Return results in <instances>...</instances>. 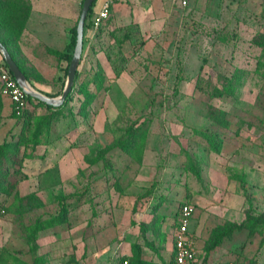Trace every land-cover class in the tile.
<instances>
[{"label":"rangeland","instance_id":"374dc122","mask_svg":"<svg viewBox=\"0 0 264 264\" xmlns=\"http://www.w3.org/2000/svg\"><path fill=\"white\" fill-rule=\"evenodd\" d=\"M81 2L65 27V45ZM118 2L100 29L83 31L75 88L96 71L100 76L87 115L77 114L75 97L54 125L46 120L47 108L28 106L22 140V120L13 117L11 104L4 113L2 100L0 126L8 125L0 145L13 140L17 151L8 154L6 191H0V264H117L119 214L125 210L132 217L158 185L164 199L153 208L164 203L165 227L183 202L193 205L196 226L205 217L201 241L195 239L205 262L264 264V0ZM27 22L11 49L33 88L57 97L66 63L54 51L65 45H47L42 67L23 52ZM61 39L56 35L59 45ZM122 73L128 81L120 87ZM229 78L233 89L219 95ZM88 87L95 91L93 83ZM124 105L128 115L120 119ZM142 119L149 127L141 149L125 150V128ZM68 145L86 147L83 158L77 155L86 167L67 180L43 183ZM142 163L156 171L152 183L140 187L133 179ZM51 216L59 222L35 227ZM154 216L137 223L138 264L145 263L148 225L160 229L161 218Z\"/></svg>","mask_w":264,"mask_h":264},{"label":"crops","instance_id":"0c3cea01","mask_svg":"<svg viewBox=\"0 0 264 264\" xmlns=\"http://www.w3.org/2000/svg\"><path fill=\"white\" fill-rule=\"evenodd\" d=\"M32 1V12L27 22V31L26 36L24 37V41L22 42V49L23 52L29 57L34 59L41 65L42 67L45 65L43 59H45L47 45L56 48H63L67 39L65 34V27L67 25H72V16L73 13L76 11L77 4L80 3V0H31ZM104 0H97L95 5V12L100 8L102 2ZM116 1L112 4L109 10V16L112 15L114 8H116L119 2ZM82 6V5H81ZM79 18V16H78ZM78 21V20H77ZM106 23V22H105ZM59 33H62V38L59 36ZM56 35L62 40V43L59 45L56 42ZM107 74H110L107 72ZM126 74H120V77L117 78L118 86L120 84L127 83ZM126 86V85H125ZM35 89V86H34ZM36 90L46 91V88L37 87ZM2 99L5 102L4 113L7 109H10L11 102L8 98L3 97ZM12 105V104H11ZM98 117L95 118V127L96 129L100 128L97 126ZM8 124H4L0 126V132H4L6 130V126ZM102 127V126H101ZM98 131V130H96ZM66 146L63 143V147ZM88 150L86 147L80 145L79 147H70L68 145L62 151V154L58 158V163L54 171L53 168L49 169L42 177V182L47 184L48 181L53 180V183L60 182L67 180L74 176L77 169H84L85 164H80L77 155H80L81 158L87 153ZM51 153V152H50ZM49 154V153H48ZM52 154V153H51ZM52 160V159H51ZM78 161V162H77ZM84 165V166H83ZM156 168L151 164L142 163L136 167V173L134 174L133 183L138 186H148L149 183H152L153 175L155 174ZM51 181L49 186L51 185ZM162 187L160 185L154 187V191L145 198L144 205L141 210L135 211L133 216L131 217V213L127 211L121 210V214L119 217L122 219L119 221L120 225L117 229L118 237V245L119 247L116 248V252H118V256H124L129 260V264H138L139 262L134 261V253L135 248L133 244L136 241L138 231H137V223L140 220L151 221L155 219L156 216L154 214L157 213L161 218L160 222V229L158 232H153L151 224L148 225V231L146 232L145 236L149 242H147L142 248V259L145 262L144 264H168L169 261L173 257L174 248H173V231L176 226V215L179 211V201H178V208L175 209L174 213L171 216L170 223L165 227L166 224V214L163 212V204L158 205L157 208H153L154 204L157 200L160 202L164 199L162 196L161 191ZM129 193V192H128ZM131 195V193H129ZM180 198V197H179ZM177 198L178 200H180ZM203 200V197H200ZM198 198H195V202H199ZM133 200V197H132ZM132 200H126V202H131ZM168 201V200H167ZM192 203L195 205L194 201ZM196 208V206H195ZM154 209V210H152ZM117 212V210H115ZM194 213V212H193ZM192 213V215H193ZM190 218V223L188 226V231L192 235L194 239H198L201 241L199 237L201 226L204 222V218H200L198 222V226L195 225L194 218ZM116 217V215H114ZM135 221L133 224L131 223V218ZM203 219V221H202ZM110 233L115 231L109 230ZM204 257L198 256L195 261L191 264H218L222 262L228 261H216V262H209L207 260L204 261ZM233 262V261H232ZM235 263V262H234Z\"/></svg>","mask_w":264,"mask_h":264},{"label":"trees","instance_id":"16d2710c","mask_svg":"<svg viewBox=\"0 0 264 264\" xmlns=\"http://www.w3.org/2000/svg\"><path fill=\"white\" fill-rule=\"evenodd\" d=\"M96 1L97 0H93L91 4L87 17L85 19L84 30H86L88 27L92 28V16L95 13ZM82 2H81V5H82ZM30 11H31V5L28 2V0H0V42L7 48L11 57L16 62V64L18 65V67L20 68V70L22 71V73L24 74V76L26 77L28 81H30L29 74L26 72L25 68L20 63L19 59L13 52V49H11L10 44L11 43L16 44L19 38H21V34L24 30V27L30 15ZM109 19H110V16L107 18L106 22ZM76 24L73 27H71L69 41L65 45L63 50L54 51L57 57L59 58V60H62L66 63L63 69L64 76H66L67 74L68 65L71 61L72 53L75 47ZM84 39H83V42H84ZM0 63H2L5 67H7L1 54H0ZM78 74H79V71L77 70L75 74L72 90L67 94L64 102L60 106L55 107L52 105H48L36 98H33L27 95L26 98L28 100V106L29 107L30 106L31 107L44 106L45 108H47V110L50 111V114L47 116L46 120L51 125H54L59 121V116H61L59 114L62 108L68 105L72 109L69 103L75 97V101L78 104L77 110H76L77 114L80 116H84L85 114L87 115L88 114L87 109L89 105L91 104V102L96 97V94L99 90L100 76H99V72L96 71L94 73V76L91 77V80H87V82L84 84L83 82H80L78 84V89H76L75 87H76V80H77ZM89 83H93L95 87V91L91 90L88 87ZM227 84L228 85L226 86L225 90H222V91L220 90L219 95L225 97L229 94L230 90L233 89L234 82L231 81V78L228 79ZM2 100H3L2 95L0 94V108H2L3 106ZM27 110H25L20 116H17L13 110V117L17 118L18 120H22V128H21L22 130H21V133L19 134L22 140H24V137H25L26 127L28 128V124L30 123V117H29V114H27ZM224 113L225 111L221 110L219 114V118L222 117L221 115H223ZM123 114L128 115L126 105H124V107L119 111L118 117H120L121 119L123 117ZM148 127H149V120L147 119H142L140 121H137L135 124H132V125L130 124L129 126H127L124 131L126 135V140L122 144L123 148L127 151H133V152L134 150L141 149L142 137L145 135ZM15 144L16 142H14L13 140H10V141H5L0 145V191H3V192L6 191L4 182H5L6 176L9 173V170L5 167V162H9L7 161V159H9L12 154H16L17 150H14ZM11 151H13V153L9 156L8 154ZM184 204H188V202H183L182 204L179 205V208ZM59 218H60L59 216H51L50 218H47L44 220L43 219L38 220L35 227L37 229H43L45 227L53 226L59 222L58 221ZM123 258L124 256H119L118 262ZM235 264H239V263L235 262Z\"/></svg>","mask_w":264,"mask_h":264},{"label":"built area","instance_id":"2783aa9c","mask_svg":"<svg viewBox=\"0 0 264 264\" xmlns=\"http://www.w3.org/2000/svg\"><path fill=\"white\" fill-rule=\"evenodd\" d=\"M118 0H104L100 8L92 16V29L101 28L109 17V10ZM189 0H180L182 6H186ZM0 94L9 99L14 112L20 116L28 108L27 93L22 89L7 67L0 63ZM193 213V205L188 203L179 208L176 215V226L173 231L174 253L168 264H191L199 254V247L195 239L188 231L190 218ZM117 264H129L127 258L121 259ZM218 264H235L232 261Z\"/></svg>","mask_w":264,"mask_h":264},{"label":"water","instance_id":"95a60500","mask_svg":"<svg viewBox=\"0 0 264 264\" xmlns=\"http://www.w3.org/2000/svg\"><path fill=\"white\" fill-rule=\"evenodd\" d=\"M92 2L93 0H83L82 2L79 18L76 24L75 47L72 53L71 61L68 65L64 87L62 89L61 94L57 97L47 96L41 93L40 91L34 89L33 86L26 79V77L24 76V74L22 73L18 65L16 64V62L11 57L7 48L0 42V54L4 62L6 63L9 71L12 73L15 80L22 87V89L27 93V95L33 98H36L48 105H52L55 107L60 106L64 102L67 94L72 90L75 74L77 71V66L81 58V52H82V47H83L84 23H85V19L87 17V14L89 12Z\"/></svg>","mask_w":264,"mask_h":264}]
</instances>
